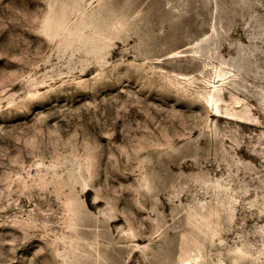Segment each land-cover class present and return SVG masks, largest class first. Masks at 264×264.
<instances>
[{
  "label": "rangeland",
  "instance_id": "1",
  "mask_svg": "<svg viewBox=\"0 0 264 264\" xmlns=\"http://www.w3.org/2000/svg\"><path fill=\"white\" fill-rule=\"evenodd\" d=\"M188 259L264 264V0H0V264Z\"/></svg>",
  "mask_w": 264,
  "mask_h": 264
},
{
  "label": "bare ground",
  "instance_id": "2",
  "mask_svg": "<svg viewBox=\"0 0 264 264\" xmlns=\"http://www.w3.org/2000/svg\"><path fill=\"white\" fill-rule=\"evenodd\" d=\"M196 261V259H194ZM183 264H194L192 260L188 259L183 262Z\"/></svg>",
  "mask_w": 264,
  "mask_h": 264
}]
</instances>
